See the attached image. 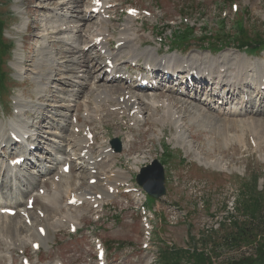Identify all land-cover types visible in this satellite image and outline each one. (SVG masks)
<instances>
[{"label": "rangeland", "instance_id": "1", "mask_svg": "<svg viewBox=\"0 0 264 264\" xmlns=\"http://www.w3.org/2000/svg\"><path fill=\"white\" fill-rule=\"evenodd\" d=\"M91 2L0 0V23H4L2 38L5 39L1 41L11 43L13 47L11 55L6 59L7 63L0 66V72L7 76L5 81H0V141L4 135L8 136L10 130L21 132V136L25 133V143L14 144L12 148L3 145L0 150V226L3 225L4 229L3 232L0 231V264H21L22 255L28 256L31 264H97V239L105 247L106 264H162L160 251L171 248L179 251L190 250L193 246L197 247V253L204 249V253H208L210 260L215 264L236 261L244 252L247 255L250 249L245 247V243H241L240 248L217 247V254L212 252V248L235 231L234 221H242L239 213L231 219L232 221H227L224 214L225 201L232 195L231 190L252 184V190H260L259 193L264 195V139L255 136L251 131L255 124L261 123L264 127V112L256 113L258 104L253 101L244 103L242 100L245 93H240L241 90L232 93L230 97L216 96V99L211 101L212 104L208 105L207 100H204L207 96L204 89L209 84V79L204 81L206 84L203 87L195 85L197 89L192 92L194 85L181 82L182 77H178L162 79L158 87L144 90L145 94L157 93L154 98L160 100L161 106H157L156 100L143 99L141 94L132 95L138 98L140 103L136 106L138 113H130L136 121L128 123V117H123L121 113L103 116L104 112L99 109L103 104L108 106L110 103L99 102L95 100V96L93 98L98 88L90 85L89 82L93 83V79L86 77L85 66L78 65L83 61L80 57L83 49L91 58L90 64L96 59L102 60H93L92 53L86 51L85 47L88 44L86 40L91 39L97 32L96 28L82 26L84 12L86 14ZM104 4L106 9L102 18L106 25L101 29H104L107 38L113 37L111 34H114V40L122 34L124 22L129 21L126 8L133 6L140 9V16H130L131 21L134 18V23L131 24L129 34H134L137 30V33L142 35L134 36H145L147 43L139 49H152L151 56L155 59L172 57V63L176 59L186 64L194 63L193 66H196V62L205 64L206 60L198 56L217 59L223 63L236 62L237 58L241 57L242 63L252 67H260L259 65L264 63V51L255 55H247L242 51L243 54L239 55L238 51L230 46L223 48L219 53L210 54L207 47L217 44L214 41L204 42L198 36L188 39L185 47L171 50L168 46L171 41L160 34L161 24L182 15L187 16L191 22L200 21L196 26H204L208 30L212 27V31L215 30L216 23L219 24L223 19L226 28L219 32L223 37L232 35V27L237 25H242L251 33L250 37L254 34L264 35V0H105ZM232 4L237 5V10H234ZM88 18L89 20H85L90 23H103L98 16ZM62 23L73 28L65 32V25H61L62 31L55 34L57 25ZM76 28L80 30L77 31ZM78 36L80 37L76 39ZM60 39L67 42H61ZM43 45L46 48L42 51V57L47 56V61L43 58V62H39V53H42L40 48ZM114 46L118 44L113 45V50ZM2 49L3 46L0 47V54ZM154 49L161 53H156ZM16 50L19 56H15ZM103 53L101 50L99 55ZM262 56V60L256 58ZM227 57L233 60L227 61ZM74 60H77L75 71L67 72L65 66H70ZM139 61H125L121 65L126 72L132 64L145 67L144 61ZM51 62L55 63L53 65L56 68L49 73L47 80L42 79L44 84L37 83V71L46 69V64ZM257 69L251 73L256 78L259 77ZM233 76L232 74L231 77ZM179 81L182 92L175 93ZM87 83L90 86L87 87ZM232 84L234 83L223 84L218 89L224 91L225 87ZM78 85L83 87V92L74 94L72 90L77 89ZM253 87L255 86L251 83L244 84V90H248L246 95L252 93ZM175 99L183 100V104H175ZM37 103L42 108L46 107L43 114L42 111L31 110V106ZM196 107L201 108L204 116L198 115ZM245 108L248 113L244 112ZM260 108L264 110V102L260 104ZM45 112L48 115L59 113V116H54V120L62 116L71 122L70 126H63L61 129L57 123L53 125L50 118L44 115ZM170 113L175 114L177 118L170 119ZM96 116L101 117L96 119ZM88 119L94 120L89 122ZM85 127L91 128L99 137L97 142L95 141V153L91 150L92 152L85 155L90 154L94 160H100L102 156L98 154L100 155L102 150L104 153L101 155H104L105 159L100 162L110 163L100 169L99 174H103L100 180L98 174H93L95 169L91 170L89 166L82 169L79 167L81 162L75 147L73 148L72 141H84L77 130ZM115 138L119 139V152H115L112 145ZM31 142L33 144L28 146ZM167 145L170 149H166ZM22 147H29L31 153L23 154L25 148L21 149ZM107 147L113 151L106 152ZM16 154L28 155L23 166H18L19 169H13L7 160ZM154 159L164 164L166 193L151 203L147 212L149 225L146 229L139 211L145 197L138 192L126 190L136 187L133 177L138 169ZM58 160L61 162L57 163ZM67 160L71 166L76 163V170L63 176L62 166ZM50 168L52 172L45 175L44 172H48ZM116 171L125 180L114 184V190L109 188L108 192V177ZM117 172L111 175L114 181L116 177L119 180ZM89 177L98 179L97 183L89 184ZM32 178L38 183L37 186H29ZM55 180L61 182L59 192L53 186L52 182ZM72 181L75 184H71ZM68 188L73 189L77 200H82V205H70L67 202ZM86 190L92 194H86ZM52 194L58 197L55 205L49 201ZM85 195L87 198L95 196L96 200L87 199L86 203ZM98 195L102 198H98ZM28 198L33 199V208L25 206ZM18 203L21 205L18 206ZM42 203L54 206L56 213L47 211V208L41 210ZM9 207L16 209L10 219L4 211ZM22 208L34 212L36 218L30 222L27 219L32 228L27 232L18 233L19 235L9 236V232H6L9 220L12 219L10 223H15L25 219L17 212ZM40 211L45 218L37 216H40ZM261 214L264 216V207ZM40 224L45 228L44 236L38 231ZM74 224L77 231L72 233L69 227ZM36 231L41 237H35L33 233ZM34 242L39 244L38 250L32 248Z\"/></svg>", "mask_w": 264, "mask_h": 264}, {"label": "bare ground", "instance_id": "2", "mask_svg": "<svg viewBox=\"0 0 264 264\" xmlns=\"http://www.w3.org/2000/svg\"><path fill=\"white\" fill-rule=\"evenodd\" d=\"M92 7H93V5H92V2H91L90 3V8L88 10H86V14L84 12V15H83V19L84 20L82 21L83 22L82 26H84V27L86 26L87 28H96L97 32H96V34L93 37H91V39L86 40V42L88 44L85 47H87L86 51H89L90 54L92 53L93 59L102 57V60L101 61H97V59H96V62H92L90 64L89 61H90L91 58L88 57L89 55L87 56L85 54L86 52H84V49H83V51H81V56H80V57L83 58V61L81 63H78V65L85 66V68H86L85 71H86V74H87L86 77L93 79V83L89 82L90 85H94L96 88H98V91L93 95V98L95 96V100H97L99 102L100 101H108L110 103V105H108V106L103 104L102 108L99 109L100 112H104L103 116H113V115L115 116V114L121 113L125 117L126 116L128 117V122H131L134 119H132L133 115L130 118V113H131L132 110H136V106L138 104H140L137 101L138 98L133 97V96H135V94H138V95L141 94L143 96V99L156 100L154 97L157 95V93H153V94L146 93L145 94L144 90L139 91L137 89V85L139 84L138 81H137V83L133 84V86H132V83L127 80V78L129 77L128 73H126L124 71L123 66L121 65V64H124L125 61L138 62L139 60L142 59L144 61L143 65H145V66L146 65H151L153 67L154 72L157 75V77L160 76V71H162L163 68H167L168 70L171 69L172 72H175V71H179V72H182V73L185 72L186 73L185 76L189 73L193 77L197 76L199 82H195V83H200L201 87L204 86V84H205L204 81H206L207 77L204 76V74H205V72H207V76H209L208 79L210 81V85H209L210 87H209L208 90H211V91L212 90H216L218 87H220L223 84L231 83V82L234 83L231 86L225 87L223 93H225L226 97L228 96V93H230V95H231L232 93H234L236 91L238 92V90H241L239 92L243 93L244 84L249 79H251V84H253L255 86L254 88L257 89V90H259L258 88H260L264 84V70H261L262 69V65H259L260 67H258V66L252 67L249 64L242 63V58L241 57H238L236 62L223 63V62H219L217 59H208L206 57L198 56L200 59H204L206 61H205V64L201 63V62H196L197 63V64H195L196 66H193L194 63L193 64L192 63L191 64L190 63L186 64L185 62L182 63L179 60L176 61V59H174V63H172L171 62L173 60L172 57H169V58H166V59L165 58L155 59L154 57L151 56L152 52H153L152 49H149V48H141V49H139L145 43H147V40L145 39V37H142V36L136 37V36H134L135 34H129L131 24L134 23V21H131L130 16L127 17L129 21H125L124 22L123 29L121 30L122 34L120 36H118V38L116 40H114L116 38V36L114 34H111L113 37L107 38L105 36L104 29H101V28H104V26L106 25V24H104V20L102 18V15L104 14V11L106 9L105 8V4L103 3V6L100 8V10L97 13H95L92 10L93 9ZM101 10H102V12H101ZM93 15L100 17V20H102L103 23L100 22V23H95L94 24V23H90V21H86L85 20V19L89 20L88 17H91V16L93 17ZM86 16H88V17L86 18ZM61 25H65V23H62L59 26L57 25L55 34H57L58 32L62 31L63 28L60 27ZM54 26H56V25H54ZM84 27H83V30H84ZM72 28H73V26H66L65 25L64 30H65V32L66 31L68 32ZM78 28H79V26H78ZM78 28H76L77 31L80 30ZM126 34H128V35H126ZM79 37L80 36H78L76 39H78ZM97 37H101V41L98 42V44L96 45V43H94V42H95ZM61 38H63V37H61ZM60 40H61V42H67L65 39H60ZM68 40H70V38H68ZM112 43H119V45L117 46V48L115 50L112 49L113 48V46L111 45ZM95 47L96 48L99 47L98 50H95ZM45 48H46V46L43 45L40 48L41 49L40 52H42V51L44 52ZM102 49H104V54H102V56H100L98 53ZM154 51L156 53L160 52L157 49H154ZM43 52L39 53V55H41V56H39V62L40 61L43 62V58H44V57H42ZM17 54L18 53H17V50H16L15 51V56ZM122 55H125V56L123 57ZM17 56H19V54ZM46 57L47 56H45V58H44L45 62L47 61V60H45ZM109 60L112 62V65H113L112 68H110V66H109ZM230 60H233V59H230V58L227 57V61H230ZM76 61L77 60H74L73 61L74 63H72L70 66H68V65L65 66V68L67 69V72L72 73V72L75 71L74 69H76V67H77L76 66L77 62ZM53 64H55V63L51 62V64H49V65L46 64V67H45L46 69L42 68L41 71H37V73H36L37 75H35V79H36L37 83L44 84L43 81L47 80L49 73H51L52 70H54L56 68V67H54ZM227 64H229V65H227ZM244 64H246V65H244ZM257 67H258V69H257ZM254 69H257L256 73L259 74V77H257V78L250 77V73L256 71ZM134 70H136V69H134ZM105 74H107V75L105 76ZM232 74L234 75L233 77H231ZM118 76H120V77H118ZM43 78H44V80H42ZM95 78H96V81H95ZM210 78H212V79L210 80ZM87 80H89V79H87ZM98 83H100V84H98ZM37 85L39 86V84H37ZM90 85L88 83L86 84L87 87L90 86ZM242 85H243V87H242ZM82 88H83L82 86L78 85V88L77 89H73L72 91H73L74 94H81L83 92V91H81ZM127 89H129V90H127ZM131 89H133V90H131ZM193 89H195V87L192 88V92H193ZM39 90H40V88H39ZM171 90H172V88H171ZM225 90H227V91L225 92ZM137 91H139V92H137ZM174 92L177 93V92H182V91H181L180 87H176ZM245 94H246V92H245ZM126 95H128L127 98H126ZM261 96L262 95L261 94L259 95L258 92L250 93V94L248 93L246 101H245V99L242 100V101L244 103L245 102L248 103V102L253 101L255 99L254 104H258V107L256 108V113L258 111H260V113H263L264 110L262 108H260ZM170 98L172 99L171 96H170ZM143 99H142V102H143V104H145ZM215 99H216L215 96L212 95V94L211 95L207 94V96L204 97V100H207L206 104H208V105L212 104L209 101L215 100ZM179 100L180 99H175L174 100L175 104L176 103H182L183 100H180V101ZM156 101H158V105H162V103H160V100H156ZM156 101H155V103H156ZM223 101L227 102V100H223ZM20 106L21 105L19 104V107ZM29 106H31V105H29ZM110 108H114V110L110 109ZM45 109H46V107L42 108V107H40L38 105V103L31 106V110H35V111H38V112L42 111V114H43V111ZM149 109H150V107H149ZM250 109H252V108H250ZM196 110L198 111V115L199 116H204V113H201L202 112L201 108L196 107ZM135 112L138 113L137 111H135ZM244 112L248 113V109L245 108ZM44 115H47V117L50 118V123H52L53 125L57 123L58 124L57 126H61V129H63V126H65V127L67 126V128H68V126H70V123L68 122V120L67 119H63L62 116H61L60 119H56L55 118V120H54V116H59L60 115L59 113H55V115H51V114L48 115V113L45 112ZM86 115H87V113H86ZM168 116H169L170 119H173V120H175L177 118L174 115H172L171 113ZM199 116H196V117H199ZM96 117H99V116H96ZM93 120L94 119H91L89 121H93ZM251 131L256 134L255 136H260L261 138L264 139V127H263V125L261 123L260 124H255L252 127ZM12 133H14V132L12 131ZM57 134H59V133H57ZM57 134H54V135L57 136ZM17 136L21 137L22 142H23V138H22L21 134H18ZM81 138H84V141L86 143L89 142V140L86 139L85 135H84V137L82 136ZM97 138H99V137L97 136ZM3 142L5 143L4 145L6 147H8V148H12L13 145H14V142H12V138H11L10 134L8 136L4 135L1 138L0 145ZM31 144H33V143L32 142L29 143V145H31ZM74 147H75V151H76V153L78 155V159L81 162L80 163L81 165L79 167L82 169V167L85 168V167L89 166V169H91V170L95 169L96 172L93 173V174H98V179L100 180L101 176H103V174L101 172L99 174V171H101L100 169H104V167H107L108 165H110V163H108L106 161L100 162V160L98 161L97 159L94 160L93 158L90 157V154L89 155H85V154H88L89 152H92L91 150L94 151V145L93 146H91V145L87 146L86 144L76 143L75 142L74 145H73V148ZM89 147H91V149H89ZM111 150L112 149H109L108 151H111ZM65 151H66V147L63 148V153H65ZM28 152H29V154L31 153L28 148L27 149L25 148L23 150V154H27ZM81 152H85L83 157L81 156ZM102 153H104V151H101V154ZM16 156H17V154L14 155L13 158L16 157ZM200 161L202 163H205L203 160H200ZM59 162H61V160L57 161V163H59ZM67 163H63V166L65 164H67ZM21 166H22V164H21ZM7 167L10 169L9 165H7ZM20 167L13 166V169H16V168L19 169ZM75 168H76V164H72V166L70 167L68 173H66V174L64 173L63 176H65V175L67 176V175L71 174V172ZM51 172H52V170L50 168L49 171L48 172H44V174L47 175V174H50ZM61 172H63V171H61ZM116 172H113V173H116ZM117 173L119 174V180L115 176L116 177V181H114V177H111L112 174L109 175L110 176V177H108L109 186H113L117 182L121 183L123 180H125L124 177L119 172H117ZM71 177H74V176L71 175ZM91 178H95V177H89L88 180L91 179ZM73 179L74 178H72V180ZM98 179H96L95 183H97ZM102 179H105V177H102ZM35 184H36V181H35L34 178H32L31 181H29V186L33 187V185L34 186L38 185V183L36 185ZM60 184H61L60 181L58 182V181L55 180L53 182V186L56 187L57 192L60 191V189H59ZM71 184H75V183L72 181ZM92 188L93 187H91V190H92ZM70 192L73 193V189L72 188H68V190L66 191V194H68L67 200H69L71 198V196H72L70 194ZM24 193L25 192H22V194H24ZM60 193H59V195H60ZM85 193L89 194V195L92 194L89 190H86ZM52 195H54V194H52ZM52 195H50L49 201H50V203L52 205H55L57 203L58 197H56L55 195L54 196H52ZM73 196L76 197L74 194H73ZM17 205L19 206L21 204L18 203ZM25 206H26V204H25ZM10 208L11 207H9L7 209H10ZM44 208L49 209V210H47L49 212H52L54 214L56 213V208L54 206H51V205L47 204V203H42L41 204V210L43 209V211H44ZM17 212H18V215H20L22 217H25V219L23 221L22 220H18L15 223H10L12 219L9 220V225L6 227V232H9V234H8L9 236H12V234L13 235H17L18 233H22V231H26V232L29 231L32 228V226L31 225L29 226V223H26V219L29 218L30 221L31 220L33 221L36 218L34 212H29V210L25 209V208H22L21 210H18ZM22 213H24V215ZM37 216L41 217L39 215H37ZM9 217L10 216H8V218ZM2 226H0V231L1 232L4 231ZM39 226L44 228V226L41 225V224ZM1 229H3V230H1ZM33 234L37 238L41 237L37 231L35 233H33ZM46 234H48V230H46Z\"/></svg>", "mask_w": 264, "mask_h": 264}, {"label": "trees", "instance_id": "3", "mask_svg": "<svg viewBox=\"0 0 264 264\" xmlns=\"http://www.w3.org/2000/svg\"><path fill=\"white\" fill-rule=\"evenodd\" d=\"M224 27L225 26L223 25L221 27L218 26L216 28L218 30L215 32L209 31L210 34L207 37H203V39H211V41H214L215 43L221 39L227 40L228 35L225 37L219 35V30H223ZM3 28L4 23L1 22L0 47L3 46L4 49H2V54H0V66L7 63L6 59L8 58V54L10 53L12 47V45L1 41L4 40L2 38ZM237 28V32H234L233 36L230 35L228 37L229 42L234 41L237 42L238 45H247L256 42V44H263L264 46V35L254 34L253 37H250L251 33H248L242 25H237ZM192 32V28L189 27L186 31L179 33L182 34V38L185 39L188 35H191ZM3 73L4 72H0V81H5L7 78V76ZM251 188L252 184L251 186L248 184L240 190V197L237 203V209L244 219L238 222L234 221L235 231L212 248V252L217 254V247L229 246L240 248L242 245L241 243H245V246H251L253 251L247 255L244 253L242 254V257L236 261L228 262L227 264H264V216L261 214L262 208L264 207V195L262 196L261 193H259L260 190L256 189V191ZM159 257H162L163 259L162 264H186L187 262H192L191 264H213L210 260L209 254L204 253V249L198 253L195 252V249L193 251H179V249L172 248L170 250L165 249L160 251Z\"/></svg>", "mask_w": 264, "mask_h": 264}, {"label": "water", "instance_id": "4", "mask_svg": "<svg viewBox=\"0 0 264 264\" xmlns=\"http://www.w3.org/2000/svg\"><path fill=\"white\" fill-rule=\"evenodd\" d=\"M119 149L117 146V150ZM136 181L152 197L158 198L165 193L163 167L157 161L143 167Z\"/></svg>", "mask_w": 264, "mask_h": 264}]
</instances>
